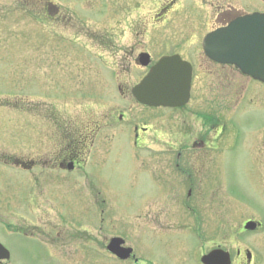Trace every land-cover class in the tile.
Wrapping results in <instances>:
<instances>
[{
    "label": "rangeland",
    "instance_id": "rangeland-1",
    "mask_svg": "<svg viewBox=\"0 0 264 264\" xmlns=\"http://www.w3.org/2000/svg\"><path fill=\"white\" fill-rule=\"evenodd\" d=\"M50 1L58 14L44 11L42 0H0V189L7 200L14 202L16 183L26 185L25 172L10 157L37 152L44 122L65 116L84 127L109 112L111 126L95 135L84 164L97 180L93 236L82 235L81 256L54 244L56 256L36 263L133 264L106 249L110 236L120 233L137 257L155 264H199L189 259L193 244L207 249L217 243L231 251L232 264L238 247L249 248L264 264V83L230 68L217 80L209 63L212 74L198 69L202 38L220 24V13L262 11L264 0ZM143 50L151 62L172 52L193 61L194 91L182 110L142 107L133 98L131 87L148 69L138 60ZM209 112L217 121L211 128L197 121ZM136 123L148 129L135 147ZM184 125L192 127L188 140L177 133ZM177 149L180 167L195 179L189 195L186 172H169ZM158 173L176 186L156 192ZM147 203L151 215L163 208V230L154 234L151 217L145 224ZM248 218L263 225L244 230Z\"/></svg>",
    "mask_w": 264,
    "mask_h": 264
},
{
    "label": "flooded vegetation",
    "instance_id": "flooded-vegetation-1",
    "mask_svg": "<svg viewBox=\"0 0 264 264\" xmlns=\"http://www.w3.org/2000/svg\"><path fill=\"white\" fill-rule=\"evenodd\" d=\"M240 14L242 13L230 9L223 10L218 17V22L220 25L225 24ZM198 57V69L200 72L209 74L216 72L219 74V77L216 75L218 77L217 80H222L223 76L227 75L223 70H228V68L240 72L232 64L215 62L205 55L203 57L198 55ZM188 60L190 59L188 58ZM190 62L192 63V78L189 100H191L193 95V79L196 72L193 61L190 60ZM207 63L215 66L213 72L207 67ZM188 102L182 106L172 107V109L182 110L188 105ZM200 106L201 102L195 106V109L200 108ZM211 116L210 112L204 113L197 121L201 122L203 126L211 128L217 124V121ZM124 117V112H120L117 116L119 120H123ZM179 118H182L181 120L185 124H191L188 118H183V116ZM89 123L87 124L88 126L86 125L87 127L84 126L82 128L80 121L67 120L65 116L51 118V120H47L42 125L41 133H39L40 138L37 140L38 144H36L40 145V148H33L37 152L28 156L10 157L12 166L22 171L21 173L25 172L22 177H25L26 185L16 183V186L13 187L11 191L15 193L13 203L11 200H7L10 196L5 194L2 188L0 189V264H38L36 263L38 259H45L50 253L55 255L53 252L54 244H57L62 252H73V255L79 256L83 254L80 240L83 234L87 235V232L90 237L93 236L95 225L97 224L96 215L98 211L96 176L92 169L84 168V164L88 151L95 144V135L102 128L111 126V113H101L99 118L96 117V120L93 119ZM182 128H179L180 130L177 133L185 140L187 139L185 136L191 133L192 127L184 125ZM132 129L133 142L136 147L138 141L142 139L140 138V132L145 133L148 127L136 123ZM180 141L181 139L178 137L175 140V144ZM196 144L197 141L194 139L192 145L195 146ZM202 144L204 143L200 141L199 145ZM170 149H173V145ZM180 151L177 149L175 156H172V169H169V172L182 171V174L186 172L185 177L187 178L185 181L188 184L190 183L187 191L191 193L196 186L195 179L192 177L190 170L180 167ZM159 168L164 174V162L159 163ZM153 178L159 183L156 186L158 188L156 192L158 193H163L164 186L171 189L176 186L171 178L165 179L161 173L153 175ZM22 193H25V195L21 202ZM75 196L76 201H74ZM81 199H84V201H81ZM150 205L152 206V203ZM188 206L195 209V206L189 204ZM156 209L155 214L151 215L153 207H150L149 203H147L144 210L146 216L145 224L149 225L148 216L153 221L150 234L163 230V208L160 206L156 207ZM194 220H199V217L196 216ZM112 235L122 236L125 240L124 244L131 245L124 234L113 233ZM215 247L224 248L219 243L211 245L207 249H203L202 245L198 259L197 255H195L196 252L192 254L194 258L189 259L202 264L200 256ZM189 257H191V252H189ZM236 258L237 264H257L255 254L251 252L250 256H247L245 248L238 247L236 249ZM61 259L63 260V258ZM127 259L131 260L133 264H155L153 258L140 259L137 257L134 253V247L131 256L119 260ZM55 264L70 263L60 260L59 263Z\"/></svg>",
    "mask_w": 264,
    "mask_h": 264
},
{
    "label": "water",
    "instance_id": "water-1",
    "mask_svg": "<svg viewBox=\"0 0 264 264\" xmlns=\"http://www.w3.org/2000/svg\"><path fill=\"white\" fill-rule=\"evenodd\" d=\"M205 52L218 61L237 65L244 73L264 81V13L244 14L219 27L203 39ZM143 64L149 62V54L141 53ZM191 77L190 64L178 54L161 57L144 78L134 86L136 97L148 104L179 105L189 96ZM256 222L248 221L247 228ZM113 238L108 248L121 257H126L130 248L119 247ZM206 263L229 264V255L221 249L203 256Z\"/></svg>",
    "mask_w": 264,
    "mask_h": 264
}]
</instances>
